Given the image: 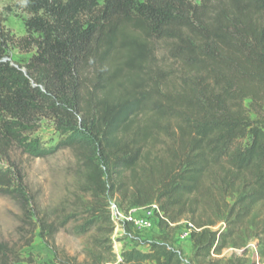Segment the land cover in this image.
Instances as JSON below:
<instances>
[{"label": "trees", "instance_id": "obj_1", "mask_svg": "<svg viewBox=\"0 0 264 264\" xmlns=\"http://www.w3.org/2000/svg\"><path fill=\"white\" fill-rule=\"evenodd\" d=\"M16 1L25 33H0V159L14 149L34 158L73 151L88 197L79 236L112 233V200L156 203L171 223L203 204L228 229L199 224L195 257L218 255L252 229L264 259V0ZM159 43L175 66L159 72L154 97L147 77ZM8 48L32 56L20 65ZM43 119L63 138L53 148L34 137ZM0 191L28 207L5 172ZM18 262L0 242V264ZM146 262L182 264L163 237L147 252L120 253L119 264Z\"/></svg>", "mask_w": 264, "mask_h": 264}, {"label": "rangeland", "instance_id": "obj_2", "mask_svg": "<svg viewBox=\"0 0 264 264\" xmlns=\"http://www.w3.org/2000/svg\"><path fill=\"white\" fill-rule=\"evenodd\" d=\"M190 1L197 3V0ZM0 15V33L16 38L24 35L25 14L16 0H0ZM6 54L20 65L32 56V53L22 54L13 48H8ZM152 61L153 71L147 79L150 87L156 89L152 93L155 97L159 93V72L175 65L166 60L162 43L156 44ZM249 116L256 119L252 112ZM258 120L261 122L264 118ZM34 137L42 148H53L63 140L54 122L48 119L40 122ZM161 150L159 144L152 154ZM0 172L14 177V184L21 186L28 202V207L23 209L0 191V242L7 244L19 257L16 264H119L121 252L133 249L147 252L148 245L159 242L161 237L179 253L182 264H264V259L257 254L252 229H241L218 255L211 254L205 259L195 257L191 239L179 238L186 224H191L196 231L199 224L205 225L204 228L218 234L228 229L220 215L212 213L203 204L191 208L190 214L176 223H171L167 217L166 221L155 220L151 230L113 223L109 235L93 230L79 236L77 230L83 220L79 205L88 197L80 192L81 167L71 150L62 149L46 158H34L14 149L7 159H0ZM130 208L125 205L120 209L126 212ZM43 222L46 223L44 230L41 228ZM51 225L56 231L49 236Z\"/></svg>", "mask_w": 264, "mask_h": 264}, {"label": "built area", "instance_id": "obj_3", "mask_svg": "<svg viewBox=\"0 0 264 264\" xmlns=\"http://www.w3.org/2000/svg\"><path fill=\"white\" fill-rule=\"evenodd\" d=\"M108 211L112 222L118 226H130L137 230H151L154 226L155 220L166 221L163 212L159 206L153 203L147 207H133L128 211L123 212L118 207L117 203L112 200L109 203ZM185 229L180 234V240H190V235L195 228L191 224H186Z\"/></svg>", "mask_w": 264, "mask_h": 264}]
</instances>
